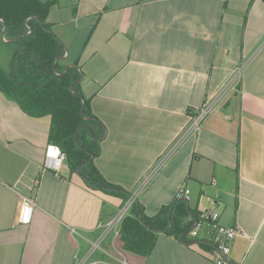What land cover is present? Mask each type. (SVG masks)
<instances>
[{
	"label": "crops",
	"instance_id": "0c3cea01",
	"mask_svg": "<svg viewBox=\"0 0 264 264\" xmlns=\"http://www.w3.org/2000/svg\"><path fill=\"white\" fill-rule=\"evenodd\" d=\"M43 3L55 0H39ZM48 23L83 74L81 91L105 127L94 165L127 193L164 158L207 100L251 59L229 93L154 177L136 203L153 218L175 211L185 189L189 228L163 231L149 255L108 236L98 264H215L216 247L191 235L215 211L237 228L233 264H264V0H56ZM0 36V61L11 65ZM1 63V62H0ZM51 119H34L0 90V264H75L129 201L65 163L45 167ZM23 195L35 199L19 223ZM75 229L79 234H74ZM169 230V229H167Z\"/></svg>",
	"mask_w": 264,
	"mask_h": 264
},
{
	"label": "trees",
	"instance_id": "16d2710c",
	"mask_svg": "<svg viewBox=\"0 0 264 264\" xmlns=\"http://www.w3.org/2000/svg\"><path fill=\"white\" fill-rule=\"evenodd\" d=\"M55 1L0 0V36L4 21L5 38L13 41L7 43L10 68L0 67V90L32 118L51 119L49 143L67 154L72 172L90 185L107 188L106 192L127 200L131 194L108 184L94 165L106 131L82 94V72L77 65L67 70L66 47L47 21ZM169 212L165 209L149 218L135 202L121 227L123 248L146 256L153 250L159 232L167 231L183 239L191 210L179 201L170 220Z\"/></svg>",
	"mask_w": 264,
	"mask_h": 264
},
{
	"label": "built area",
	"instance_id": "2783aa9c",
	"mask_svg": "<svg viewBox=\"0 0 264 264\" xmlns=\"http://www.w3.org/2000/svg\"><path fill=\"white\" fill-rule=\"evenodd\" d=\"M6 40V38H5ZM251 59H247L241 63L234 71L231 78L225 83L221 90L213 97L209 98L204 106L197 112L192 118L189 125L184 129L183 133L177 138L175 143L169 149L167 154L161 159L152 171L142 181L139 192L131 197L129 202L123 206L119 212L110 221L105 224L99 225V229L102 230L100 237L92 243L89 252L84 257H76L75 264H98L97 260H94L95 254L102 250V245L105 240L111 234L115 237L120 236L121 227L129 215L133 204L138 198V194L142 189H145L155 176L160 173L161 169L171 159V157L195 134L201 129L203 123L215 112L223 99L232 91H234L241 83L243 75L251 63ZM67 154L57 145L50 144L47 152V159L45 167L54 172H59L63 165L67 163ZM21 215L19 217V223L27 225L31 222L32 213L37 206L35 199L31 196L23 195ZM177 199L180 201L189 202L190 197L187 195L185 189H181L177 193ZM74 234H79L75 229H72ZM195 238H198L203 234L208 237V240L216 247L218 251V257L215 264H233L231 260L232 250L234 242L241 234L239 229L225 227L219 223V215L215 211H209L198 215L195 221V228L190 232ZM120 263L126 264L125 260H119Z\"/></svg>",
	"mask_w": 264,
	"mask_h": 264
},
{
	"label": "rangeland",
	"instance_id": "374dc122",
	"mask_svg": "<svg viewBox=\"0 0 264 264\" xmlns=\"http://www.w3.org/2000/svg\"><path fill=\"white\" fill-rule=\"evenodd\" d=\"M4 59H5L4 57L1 58V61H0V62H1V63H0V67L3 68V69H5V70H8V69H9V65H8L7 63H5ZM138 190H139V189H138ZM144 190H145V189H142V191H140V193L138 194V196H140V195L144 192ZM137 192H139V191H137ZM137 192H135V193H130V194H132V196H134ZM129 198H130V196H129ZM129 198H128V199H129ZM126 199H127V198H126ZM128 202H129V201H127V203H128ZM127 203H126V204H127ZM126 204H125V205H126ZM125 205H124V206H125Z\"/></svg>",
	"mask_w": 264,
	"mask_h": 264
},
{
	"label": "water",
	"instance_id": "95a60500",
	"mask_svg": "<svg viewBox=\"0 0 264 264\" xmlns=\"http://www.w3.org/2000/svg\"><path fill=\"white\" fill-rule=\"evenodd\" d=\"M4 23V26H3V31H2V37H3V40H5V29H6V25H5V22L3 21ZM9 42H13V41H9ZM67 56V55H66ZM71 66H74V65H69V67L67 68V70L71 67ZM78 69L81 71V69L78 67ZM82 72V71H81ZM88 164V163H86Z\"/></svg>",
	"mask_w": 264,
	"mask_h": 264
}]
</instances>
